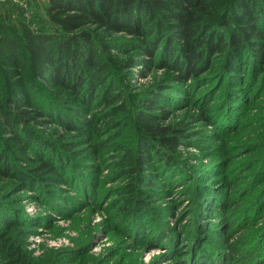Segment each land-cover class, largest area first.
<instances>
[{
    "label": "trees",
    "instance_id": "1",
    "mask_svg": "<svg viewBox=\"0 0 264 264\" xmlns=\"http://www.w3.org/2000/svg\"><path fill=\"white\" fill-rule=\"evenodd\" d=\"M25 5L18 4V9L11 1H0V173L18 175L29 187L55 182L77 188L61 171L66 160L102 155L115 147L119 153L114 165L129 180L112 216L133 245L150 249L151 243L165 239L168 230L140 214L148 192L158 184L149 170L154 161L178 169L174 152L186 134L183 126L163 121L168 110L158 103L163 99L158 90L162 81L123 93L114 80L115 66L153 63L170 70L171 79L185 82L208 67L214 55L222 54L220 74L230 91L220 92L225 97L215 114L206 106L200 115L214 123L225 159L229 161L238 146L246 144L253 151L248 164L242 165L249 174L251 170L249 184L244 180L243 187L232 190H243L252 214L264 217V187L259 188L264 180V128L251 127L245 111L257 107L256 101L250 102V97L255 99L252 89L264 82V0H46L43 14L32 13L27 21ZM92 107L96 109L89 112ZM51 123L76 134L67 138L53 128L51 133L57 135L52 138L36 127ZM110 129L115 132L107 140L95 139L75 150L77 135L87 131L98 137ZM125 129L128 140L121 142L117 138ZM258 146L262 150L254 151ZM170 182L167 177V185ZM219 195L199 192L205 213L222 202ZM0 221L2 227L14 223L6 215H0ZM129 221L135 222L132 228L126 225ZM202 227L205 230L197 231L200 241L190 239L193 250L188 257L196 254L193 263L180 256V264H227L226 254L218 253L221 246L206 232L209 226ZM123 232L118 234L122 237ZM260 232L264 246V227ZM0 252L18 264H40L13 237L0 240ZM159 258L155 255L150 264ZM248 261L264 264V255L256 252Z\"/></svg>",
    "mask_w": 264,
    "mask_h": 264
},
{
    "label": "rangeland",
    "instance_id": "2",
    "mask_svg": "<svg viewBox=\"0 0 264 264\" xmlns=\"http://www.w3.org/2000/svg\"><path fill=\"white\" fill-rule=\"evenodd\" d=\"M6 1H11L17 8L18 4L25 2L24 18L20 13L25 21L30 20L32 13L43 14L46 4V0ZM112 52L116 50L112 49ZM118 56L122 55L119 53ZM221 64L222 54H216L197 77H186L185 82L171 79L170 70L153 63L115 66L114 80L123 93L128 89L137 91L148 86L156 87L162 81L158 90L163 99L158 103L168 110L163 121L183 126L182 131L186 134L174 152L178 169H166L156 161L151 166L149 171L156 176L158 184L155 190L148 192L149 199L140 212L151 219L149 222L153 226L168 230L165 239L151 243L150 249L149 245L136 247L113 218V206L122 202L123 186L129 176L117 171L113 160L119 150L110 147L102 155L90 153L66 160L61 171L75 181L77 188L55 182L39 183L40 188L29 187L20 181L18 175L0 173V215L14 220L7 227H2L0 221V240L13 237L21 241L33 262L40 264H150L155 255L160 257L155 264H180V256L185 262L191 259L188 257V251L193 250L190 239L198 238L197 231H202V226H209L210 230L206 232L212 234L214 241L221 246L218 253L226 254L227 264H253L248 261L250 255L256 252L259 257L264 255L260 232L264 227V217L252 214L251 200L242 198L243 190L240 193L232 190L234 186L236 189L237 186L243 187L244 180L249 184L251 170L249 174L242 165L248 164L247 159L253 151H248L245 144L236 148L229 161L225 159L227 155L221 151V139L215 132L214 123L200 115L206 106L211 107L210 112L215 114L217 103L225 97V94L219 96L220 92L230 91L228 82L220 74ZM252 91L255 99L250 97V102L256 101L258 105L245 111L249 115L250 126L261 130L264 128V82H259ZM95 109L92 107L89 112ZM36 127L52 138L57 132H63L67 138L76 134L75 130L65 131L56 123ZM53 128L57 131H53L55 134L51 133ZM113 132L110 129L98 137L87 131L77 135L73 138L78 144L75 150L88 147L95 139L107 140ZM126 132L123 130L117 140L124 142ZM257 148L254 151L262 150V147ZM78 174L80 177H76ZM167 177L172 179L170 185L166 183ZM261 187H264V180ZM199 192L220 193L218 199L222 202L205 213L202 203H199ZM229 192L232 193L231 199L225 200L224 196ZM70 204L74 207L69 208ZM198 208L200 214L197 215ZM134 223L129 221L126 225L132 228ZM116 228L123 232L122 237ZM156 249L164 251L162 257L153 254ZM195 257L193 252L191 263ZM0 264L18 262L0 252Z\"/></svg>",
    "mask_w": 264,
    "mask_h": 264
},
{
    "label": "bare ground",
    "instance_id": "3",
    "mask_svg": "<svg viewBox=\"0 0 264 264\" xmlns=\"http://www.w3.org/2000/svg\"><path fill=\"white\" fill-rule=\"evenodd\" d=\"M164 251L162 249H156L155 251H153V254H160L162 255Z\"/></svg>",
    "mask_w": 264,
    "mask_h": 264
}]
</instances>
